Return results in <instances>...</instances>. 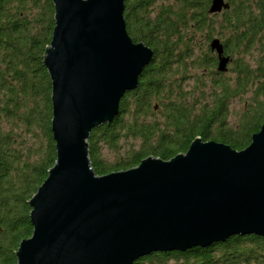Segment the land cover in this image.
<instances>
[{
    "label": "trees",
    "instance_id": "16d2710c",
    "mask_svg": "<svg viewBox=\"0 0 264 264\" xmlns=\"http://www.w3.org/2000/svg\"><path fill=\"white\" fill-rule=\"evenodd\" d=\"M225 1L228 9L209 14L210 0H160L155 11V0H123L127 35L152 57L112 120L88 133L95 174L126 170L147 156L168 160L195 136L236 150L249 143L264 123V0ZM52 27L51 0H0V264H15L20 239L30 236L26 200L55 160L42 64ZM213 38L229 58L224 72L216 71ZM132 264H264V236L231 235Z\"/></svg>",
    "mask_w": 264,
    "mask_h": 264
},
{
    "label": "water",
    "instance_id": "95a60500",
    "mask_svg": "<svg viewBox=\"0 0 264 264\" xmlns=\"http://www.w3.org/2000/svg\"><path fill=\"white\" fill-rule=\"evenodd\" d=\"M53 27L42 64L50 79L55 160L26 200L32 230L15 264H132L152 252L207 246L231 235L264 236V123L236 150L195 136L168 160L147 156L98 175L89 131L109 122L152 50L125 31L123 0H51ZM210 0L207 12L228 9ZM216 71L229 61L208 43Z\"/></svg>",
    "mask_w": 264,
    "mask_h": 264
},
{
    "label": "rangeland",
    "instance_id": "374dc122",
    "mask_svg": "<svg viewBox=\"0 0 264 264\" xmlns=\"http://www.w3.org/2000/svg\"><path fill=\"white\" fill-rule=\"evenodd\" d=\"M159 4H160V0H155V2L153 3V11H155L156 10V8L159 6ZM189 81H191V78H189ZM239 108V105L238 104H234V110H237ZM233 118H235L234 116H233Z\"/></svg>",
    "mask_w": 264,
    "mask_h": 264
}]
</instances>
